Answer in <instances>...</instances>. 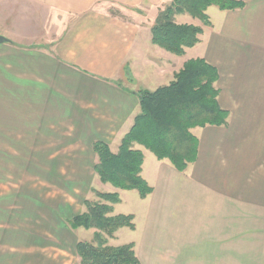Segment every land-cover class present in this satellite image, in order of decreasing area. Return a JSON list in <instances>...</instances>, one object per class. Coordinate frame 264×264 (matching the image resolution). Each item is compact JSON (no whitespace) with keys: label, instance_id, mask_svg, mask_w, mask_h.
Wrapping results in <instances>:
<instances>
[{"label":"crops","instance_id":"obj_1","mask_svg":"<svg viewBox=\"0 0 264 264\" xmlns=\"http://www.w3.org/2000/svg\"><path fill=\"white\" fill-rule=\"evenodd\" d=\"M147 1L0 0L7 39L0 42V127L17 130L18 105L30 102L44 119L57 115L63 136L75 131L79 141L70 144L93 149L101 139L117 151L140 111L137 91L167 85L188 60L206 58L220 72L227 124L192 128L199 151L185 171L136 143L154 190L142 198L106 183L120 194L114 214H134L136 228L120 231L137 239L142 264H264V0H243L235 10L210 6L212 25L202 22L200 42L183 55L153 43L164 8H146ZM184 14L175 20L190 23ZM17 250L0 249V264H67Z\"/></svg>","mask_w":264,"mask_h":264},{"label":"trees","instance_id":"obj_2","mask_svg":"<svg viewBox=\"0 0 264 264\" xmlns=\"http://www.w3.org/2000/svg\"><path fill=\"white\" fill-rule=\"evenodd\" d=\"M213 5L221 10H235L244 8L246 3L243 0H173L156 17L153 43L183 55L186 48L200 42L204 29L201 25L178 23L176 15L188 13L204 25H212L207 10ZM219 78V69L206 58L198 57L188 60L169 84L155 90H139L140 111L118 150L113 151L105 140L93 142L97 155L93 167L100 180L120 189L138 190L142 198L153 192L154 188L142 176L145 155L135 148L136 143L144 145L160 160L169 159L180 171L196 162L199 139L192 128L228 122L229 111L219 103ZM96 195L99 200L86 199V210L69 221L72 229H95L92 240H80L76 244L80 264H142L134 242L109 244L120 228H136L134 214H114V204L121 202L118 192L97 191Z\"/></svg>","mask_w":264,"mask_h":264},{"label":"rangeland","instance_id":"obj_3","mask_svg":"<svg viewBox=\"0 0 264 264\" xmlns=\"http://www.w3.org/2000/svg\"><path fill=\"white\" fill-rule=\"evenodd\" d=\"M143 1L132 0L130 4L144 7ZM172 1L163 0L155 6L148 0L146 8L165 9ZM184 15L190 17V23L203 26L200 19ZM14 100L26 102L23 98ZM18 107L20 127L14 131L0 127V240L4 243L0 249L19 247L17 251L25 253L34 248L67 264H78L75 245L80 240H92L95 230L72 229L69 220L86 209V199L99 200L97 191H112L94 170L97 155L90 143L70 144L79 141L74 138L75 131L68 128L63 136L62 121L54 120L57 115L49 114L44 119L46 115L30 102ZM130 203L133 206L132 199ZM120 229L109 244L137 242Z\"/></svg>","mask_w":264,"mask_h":264},{"label":"water","instance_id":"obj_4","mask_svg":"<svg viewBox=\"0 0 264 264\" xmlns=\"http://www.w3.org/2000/svg\"><path fill=\"white\" fill-rule=\"evenodd\" d=\"M6 40H7L6 37L0 35V42H4V41H6Z\"/></svg>","mask_w":264,"mask_h":264}]
</instances>
